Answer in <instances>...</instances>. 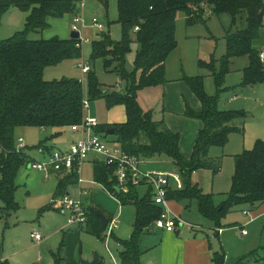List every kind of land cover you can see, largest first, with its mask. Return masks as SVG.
I'll return each instance as SVG.
<instances>
[{"label": "trees", "instance_id": "trees-1", "mask_svg": "<svg viewBox=\"0 0 264 264\" xmlns=\"http://www.w3.org/2000/svg\"><path fill=\"white\" fill-rule=\"evenodd\" d=\"M76 1V0H75ZM74 0H0V13L10 7H17L26 13L24 27L10 37L0 39V199L1 214L8 215L19 208L14 199L15 177L21 165L28 162L22 150L15 145V128L21 126L54 127L66 129L81 121L84 99L81 82L78 79L62 77L47 80L43 70L65 58L78 56L79 38H29L48 26L47 17H60L75 11ZM106 5L107 0H100ZM117 20L122 26L120 40L110 38L101 31L92 42L91 59L101 58L104 67L117 73L124 82L122 93L108 94L99 90V84L91 70L88 71V96L109 97L121 100L126 109L127 121L118 126H96L104 135L113 129L114 141L127 153L150 158L165 155L181 173L184 187L178 191H167L168 198H194L198 211L216 225L229 209L236 205H247L254 209L264 202V142L256 140L250 150L234 156V170L230 190L224 200L216 205L213 196L202 191L191 181V174L200 169H220V159L209 156L212 146L223 147L231 133L242 132L239 125L245 113L241 110H223L218 107L219 93L224 89V76L230 70L231 60L246 56L248 65L243 70L239 86H252L264 82V64L259 58L257 42L264 34V0H116ZM209 13L230 16V26L225 32V53L215 62L199 61L214 78L216 94L208 95L200 78L188 79L191 91L200 101V109H192L185 103L184 115L202 122L194 141L191 155L185 157L179 146V133L171 130L163 120L153 119L151 112L143 111L136 100L138 89L163 84L165 61L176 47L175 15L177 11L186 14L187 24L203 21L202 15ZM238 20L243 25L238 28ZM138 27L137 30L134 28ZM138 44L133 58V70L125 69V56L131 45ZM41 143L39 146L41 147ZM93 180L102 184L114 194L121 205L135 207V218L128 239L120 240V264H142L140 261L141 235L160 216L161 206L152 201L151 188L142 197L136 192L137 184H128L127 192L118 191L113 176V167L102 160L94 161ZM77 181L75 172H68L58 184L57 192L64 194L65 187ZM146 184V183H145ZM60 194V195H62ZM49 206L42 209L46 210ZM87 211L83 227L99 237L104 231L100 226L97 211ZM113 235V233L111 234ZM60 243L53 252L54 264H62ZM250 252L236 264H243L247 258L260 257L264 261V246ZM214 264H223L224 255L216 252ZM2 264V263H0Z\"/></svg>", "mask_w": 264, "mask_h": 264}, {"label": "rangeland", "instance_id": "rangeland-1", "mask_svg": "<svg viewBox=\"0 0 264 264\" xmlns=\"http://www.w3.org/2000/svg\"><path fill=\"white\" fill-rule=\"evenodd\" d=\"M75 1V0H74ZM77 1V0H76ZM75 1V2H76ZM80 7L75 11L65 13L60 17L48 16V26L38 33H30L29 38H68L70 35L72 19L75 16L81 18L78 23L79 45L78 56L65 58L60 62L45 66L43 78L47 80L60 79L62 77L78 79L81 82L84 98L88 99L89 105L83 110V117L95 118L99 126H118L127 121L124 103L115 96L89 97L88 96V72L83 73L79 64H89L91 72L99 84V90L108 94L115 91L122 93L124 82L119 75L104 67L101 58L91 59L92 42L99 38L101 31L108 32L111 39L117 41L122 37V26L117 20L116 0H107L104 5L100 0H82ZM100 7L101 11L96 12ZM25 12L17 7H10L0 13V39L10 37L14 32L24 27ZM96 18L103 25L100 30L92 25V19ZM203 21L187 24L186 14L177 11L175 15V39L176 47L169 53L165 61L166 82L158 85L142 87L136 92V100L143 111L151 112L153 119L164 121L170 129L180 135V140H187L192 131L193 124L198 123L195 118L184 115L185 102L193 108L199 105V100L191 91L188 79L200 78L202 87L208 95L216 94L214 78L209 70L199 66V61L210 62L217 60L214 64L220 67L219 59L225 53V32L230 26V16L226 13L215 15L206 12L202 15ZM264 20V19H263ZM243 25L238 20V28ZM257 49L264 50V34L256 44ZM138 44L131 45V51L125 56V69L133 70L134 53ZM247 57H237L231 60L230 70L224 76V89L219 93L218 107L223 110H241L245 113L243 121L239 123L241 133H231L227 143L223 147L212 146L209 156L220 159V169H200L191 178L199 182L202 191L213 196V202H220L230 190L231 177L234 170V156L246 150H250L255 141L260 139L264 142V82L252 86H239L242 80V69L247 65ZM264 64V60L262 61ZM53 130V132H51ZM67 129L46 127L45 130L37 126L19 127L15 131L16 148L24 150L30 157L27 164L21 165L15 183L17 189L14 193L15 200L20 209L7 219V226L0 222V238L6 236L9 241L10 235H17L23 242L30 241L31 232L34 230L41 234L52 245H58L64 240L63 264H78L80 260H89L95 255L99 264H113L108 254V247L118 263V245L113 236L124 240L127 239L131 230L135 215L133 205H121L102 185L92 183V163L84 161L80 165L79 178L83 183H72L65 188V192L74 201L81 200L80 187L89 188V194L82 198L84 204L97 209L115 221L114 235L108 236V228L99 236L86 231L85 227H67L66 216L59 210L53 208L52 200L56 196L47 198L46 191L52 185L56 188V180L59 173H45L32 167V163L43 162L48 153L43 154L38 150V143L46 139L48 146L64 149L70 141L77 138L72 134H65ZM56 131V132H55ZM99 133V132H97ZM109 146L118 145L113 135L99 133ZM21 137L23 143L17 141ZM246 144V146L244 144ZM23 144V145H22ZM68 144V145H67ZM250 144V147L247 145ZM54 149V148H53ZM1 151V149H0ZM142 174L168 175L169 186L172 191H178V187L184 186L180 173L176 170L170 159L165 155H154L142 159L139 166ZM197 179V180H195ZM147 184L140 183L136 186V192L142 197L146 192ZM83 197V196H82ZM81 200V201H82ZM3 205L0 199V206ZM51 205L49 211L42 209ZM167 208L171 214L179 215L181 207L180 229L186 225L188 228L196 225L204 230L218 251L224 255L223 264H234L237 260L247 256L252 249H257L261 254L264 246V204L256 209L236 205L229 209L220 219V224L226 228L219 236L213 231L215 226L212 220L204 217L198 211L194 198H167ZM96 211V210H95ZM248 214V215H245ZM262 213V214H261ZM252 218L247 222V219ZM199 223V224H198ZM245 226L240 230L239 224ZM202 225V226H201ZM199 230V229H197ZM245 230L247 235L241 233ZM64 233V234H63ZM157 239V234H151L142 240V248ZM5 242V240H4ZM9 248V247H7ZM56 249V248H55ZM36 251H29L33 255ZM93 257V258H94ZM92 260V259H91ZM90 261V260H89ZM243 264H264L257 258H247Z\"/></svg>", "mask_w": 264, "mask_h": 264}, {"label": "crops", "instance_id": "crops-1", "mask_svg": "<svg viewBox=\"0 0 264 264\" xmlns=\"http://www.w3.org/2000/svg\"><path fill=\"white\" fill-rule=\"evenodd\" d=\"M77 7H80V6H78V4H77ZM98 8L101 11V8L100 7H98ZM25 16H26V14H25ZM247 65H248V60H247ZM246 66L243 67L242 73H243V70H244V68ZM185 103H187V102H185ZM192 109H194L196 111L199 110L200 109V102H199V105H193V108ZM161 120L164 121V119H161ZM165 124L167 125L166 122H165ZM167 126L169 127V125H167ZM201 126H202V122L200 120H198V123L193 124L192 131H191L190 135L187 136V140L184 141V140H182V138H181V140H179V146H180L181 152H182V154L185 157H189L191 155L192 148H193V144H194V141H195V139L197 137L198 129ZM21 127H25V126H21ZM18 128L19 127L15 128V131ZM41 129L45 130L44 127H41ZM66 129L67 130H66L65 134L67 136H71L72 134H74L76 136L78 135L77 132H73L69 128H66ZM15 131H14V134H15ZM51 132H53V130ZM235 133H241V132H235ZM109 135H112V134H109ZM179 137H180V135H179ZM19 138H21V137H19ZM45 138L46 139H42L38 143V150L42 154L44 152H47L48 153L47 157H48L49 156V153L53 150V148L55 149L57 147H50V146H48L49 142L47 143L46 142L47 141V137H45ZM262 138L264 140V136ZM15 141H16V137H15ZM17 141H18V138H17ZM72 141H74V140L72 139ZM72 141H70L68 144H70ZM22 143H23V140H22ZM41 143L43 145L40 147L39 145ZM244 145L246 146V144H244ZM247 146L250 147V144L247 145ZM66 148L67 147H65L64 149H66ZM244 148H245L244 150H246V147H244ZM0 149H1V147H0ZM23 153L26 156H28L25 153L24 150H23ZM96 159H99V158H97L93 154H90L88 156V158L85 160L86 162L88 161L89 163H92V171H93L94 161ZM29 161H30V157L28 156V162ZM28 162H26L24 164H27ZM176 170L178 171L177 168H176ZM197 171H194L192 174L193 175L196 174ZM56 172L55 171H50L49 173H56ZM57 173H59V174H58V177H57V180H56V182H57L56 188L53 191L52 185L49 186V188L47 189V191L45 193L48 196L47 198H49L53 194L56 197H59V196H61L60 194H62V193H58L57 192V187H58V184L61 181V179L68 172H66V173L65 172H57ZM180 175H181V173H180ZM165 176H167V178H168V175H165ZM16 177H15V179H16ZM181 177H182V175H181ZM78 179H79V176H77V181H75L73 183H77V182L79 184L83 183V181H79ZM182 180H183V178H182ZM195 180H197V179H195ZM91 181H92V183L100 184V183H98V182H96V181L93 180V176H92V180ZM191 181L194 183V181L192 180V178H191ZM183 183H184V181H183ZM70 184H72V183H70ZM70 184H68V185H70ZM195 184H197V185L200 186V184H199L198 181H196ZM100 185H102V184H100ZM176 185H177V188L176 189H179V190L184 187V186L182 188L178 187V183ZM200 188H201V186H200ZM16 189H17V184H16ZM169 190H171V187L169 186V178H168V191ZM89 191H90L89 188H85L83 186L80 187L81 200H82V198H85L86 196H88ZM107 191L115 199H117L114 196L113 193H111L109 190H107ZM63 193L64 194H62V195L67 194L65 192V190H64ZM222 201L215 202V204L218 205ZM82 203H83V206L85 207L86 210H91L92 209V207H90L88 205L86 206L84 204L83 200H82ZM263 204H264V202L260 203L254 209H256L257 207H259V206H261ZM18 205H19V203H18ZM126 205H131V204H126ZM196 205H197V203H196ZM2 206H0V207H2ZM46 206H49V208L46 209V211L47 210L49 211L50 209H52V206L51 205H46ZM240 206H246V207H248L247 205H240ZM53 208L56 209V210H59L62 214H64L66 216V221H65L66 222V226L67 227H72V225H68L67 224V216H68V213L66 211H62L61 209H59V208H57L55 206H53ZM19 209H20V205H19V208L17 210L12 211L8 215L1 214V216H0V222H3L4 225L7 226V219L10 216H12L13 214H15ZM161 209H162V207H161ZM93 210H96L97 212L102 213L101 211H99L97 209H93ZM178 213H179L178 216H180V214H181V207L179 208V212ZM102 214L104 216H106V218L108 219V222L112 219V217H109V216H107L104 213H102ZM173 215H175V214H173ZM245 215H248V214L245 213ZM134 218H135V215H134ZM251 220H252V218L247 219V222L248 221H251ZM133 222H134V220H133ZM179 222L180 221H178V223ZM132 226H133V223H132ZM179 226L177 224L175 226V228L173 229V231H167V230L163 229L162 227L158 226L156 224V220H155L150 225V227L147 229V231L144 232L141 235V238H140V249H141L140 261H141V263L142 264H214L213 263V255L216 252H219L218 251V247L215 244H213V242L209 238V236L206 233H204L205 231L204 230H201L200 227H198L197 225H196V228H194V227L188 228V226L184 225L181 229H180ZM217 226L218 227L215 226V229H213V231L216 233L217 236H219L220 234H223V232L225 231L226 228H223L221 225H217ZM244 226H245V223L244 224H239L236 227H239L240 230H241ZM78 228L81 229V228H83V226H78ZM197 229H199V230H197ZM32 232H34V230ZM241 233H242V231H241ZM130 234H131V232H130ZM130 234H129V236H130ZM151 234H157V239H155V241H153L149 245L145 246V248H142V240L145 237H147V236H149ZM247 234L248 233H244L243 235H247ZM129 236L127 237V239L129 238ZM113 238H114L116 244L118 245V258H119L120 240H122V239L116 237L115 235L113 236ZM1 239L2 238H0V263H2V264H54L53 252H57L58 248L60 247V243L62 241L64 242V240L61 239V241L58 243V245L55 246V245H52L48 241V239H46V238L43 239L42 236H41L40 239H34L31 235H30V241L28 243L23 242L17 235H10L9 241H7L8 238L6 236L3 238V240H1ZM4 240H5V242H4ZM7 247H9V248H7ZM31 250H34L36 252L33 255H30L29 251H31ZM108 250H109L108 251V254L111 257V260H112L113 264H116V261H115L113 255H112V252L109 249V247H108ZM254 250H257V249H252L250 252H252ZM61 254H62V257H63V248H62ZM94 256L95 255H92L91 257H89V260L93 259ZM240 260H237L236 262H234V264H236ZM98 261L100 262L99 259H98ZM78 264H80V262H78ZM117 264H120L119 259H118V263Z\"/></svg>", "mask_w": 264, "mask_h": 264}, {"label": "built area", "instance_id": "built-area-1", "mask_svg": "<svg viewBox=\"0 0 264 264\" xmlns=\"http://www.w3.org/2000/svg\"><path fill=\"white\" fill-rule=\"evenodd\" d=\"M82 0H77L78 6H81ZM82 22L81 18L75 16L72 19L71 29L78 30V23ZM92 25L100 30L103 25L94 17ZM135 30L138 27L134 28ZM78 32V31H77ZM79 42L77 43V46ZM259 58L264 60V50L259 51ZM83 73L90 70L89 64H79ZM89 105L88 99L82 101V108L87 109ZM98 125L95 118L90 116L83 117L79 123L71 125L69 129L77 132V138L72 141L66 149H53L48 158L43 162L32 163V167L45 173L50 171L57 172H75L79 176L80 165L88 158L90 154L95 155L104 164L113 167V176L116 180V188L118 191L127 192L128 184H137L141 181L148 184L151 188L152 201L162 207L160 216L156 219V224L167 231H173L179 217L173 215L167 208V191L168 178L165 175L142 174L139 166L142 163V157L125 152L119 145L109 146L107 142L96 131ZM18 142L22 143V138H18ZM21 148V147H20ZM19 148V149H20ZM17 149V150H19ZM81 181V179H78ZM53 206L66 211L67 224L73 226H83L87 219V211L81 200L74 201L67 194L56 197L52 200ZM108 228V236H110L116 228L114 219H111ZM105 229V230H106ZM242 233H246L242 230ZM34 239H40L41 235L34 231L31 233Z\"/></svg>", "mask_w": 264, "mask_h": 264}, {"label": "water", "instance_id": "water-1", "mask_svg": "<svg viewBox=\"0 0 264 264\" xmlns=\"http://www.w3.org/2000/svg\"><path fill=\"white\" fill-rule=\"evenodd\" d=\"M100 9L98 8L96 10L97 13H99ZM70 38H79V33L77 31H71L70 32V35H69ZM114 130L113 129H110L108 130V134H113ZM97 215L99 216L100 218V226H101V229L103 231H105L106 227H107V224H108V219L106 218V216H104L102 213L100 212H97ZM80 264H99V261L97 259V257H94L92 260H80Z\"/></svg>", "mask_w": 264, "mask_h": 264}]
</instances>
